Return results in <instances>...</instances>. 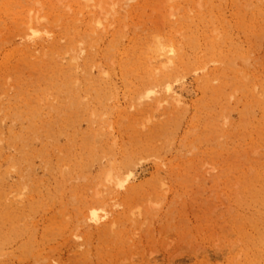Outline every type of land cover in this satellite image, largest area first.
Instances as JSON below:
<instances>
[{
  "label": "rangeland",
  "instance_id": "obj_1",
  "mask_svg": "<svg viewBox=\"0 0 264 264\" xmlns=\"http://www.w3.org/2000/svg\"><path fill=\"white\" fill-rule=\"evenodd\" d=\"M12 1L15 12L19 2L39 18L35 42L47 38L50 14L60 8L93 15L96 25L109 33L123 29L125 45L153 31L165 36L163 43L178 25L179 41L184 40L183 30L195 31L200 38L212 33V38H224L229 49L231 29L233 38L248 48L234 0H85L83 7L78 0ZM213 10L229 22L223 25L216 15L210 22ZM257 54L264 58V46ZM205 61L210 65L206 69H215L216 62ZM116 64L106 66L113 76L109 80L46 83L52 91L58 89L53 99L60 114L47 104L45 109V117L54 122L45 127L56 151L54 161H79L70 168L61 165L54 175L44 172L40 160L35 166L44 199L38 218L59 225L54 256L65 264H248L255 241H264V207L244 206L238 212L221 208L219 176L224 165L215 122L219 103L213 89L203 87V69L172 68L168 79L142 82L121 78ZM177 75L196 90L182 102L174 99L182 86ZM151 88L156 92L143 97ZM142 104L150 109L141 110ZM231 119L239 121V106ZM141 141L151 144L142 149ZM234 166L227 162L225 167ZM29 192L27 187L13 188L9 196L24 200ZM93 210L99 220L91 218ZM15 264L34 263L17 259Z\"/></svg>",
  "mask_w": 264,
  "mask_h": 264
},
{
  "label": "bare ground",
  "instance_id": "obj_2",
  "mask_svg": "<svg viewBox=\"0 0 264 264\" xmlns=\"http://www.w3.org/2000/svg\"><path fill=\"white\" fill-rule=\"evenodd\" d=\"M84 1L78 0L79 5L83 7ZM234 2L237 23L245 32L248 48L233 38L231 29L227 34L233 47L229 49L224 38H212V33L200 38L195 31L183 30L184 40L179 41L178 25L163 43L161 37L165 36L153 31L145 37L138 34L125 45L123 29L109 33L107 27L104 30L96 25L93 15H73L60 8L50 14L47 38L35 42L32 37L40 32L39 18L31 15L24 4L18 2L15 12L12 0H0V264H15L17 259L34 264H65L54 256L58 223L38 218L44 199L41 175L35 166L40 160L44 172L54 175L61 165L70 168L78 166L79 161H54L53 141L45 133V127L54 122L45 117V109L47 104L50 111L60 114L54 100L58 89L52 91L46 83L109 80L113 76H109L106 66L115 67L116 63L121 78L142 82L168 79L172 70L191 66L203 69V87L213 89L219 103L215 122L221 138L218 153L224 165L219 176L221 208L224 212H238L244 206L264 207V58L257 54L264 46V0ZM215 15L223 25L229 22L214 10L210 22ZM207 59L216 62L215 69H206L210 68ZM237 59L243 63L239 65ZM175 79L182 85L181 90H175V100L182 102L184 95L196 94L185 77L177 75ZM62 89L60 86L59 91ZM168 90L174 87L169 85ZM155 92L151 88L142 95L151 97ZM238 106L240 119L235 121L231 114ZM140 109L150 107L142 104ZM149 141L157 144L154 137ZM150 144L141 141L139 148ZM259 150L261 155H256ZM229 161L235 164L231 169L225 167L227 162L232 163ZM22 187L30 189L28 197L11 199V190ZM91 218L99 220L95 210ZM247 262L264 264V241H255Z\"/></svg>",
  "mask_w": 264,
  "mask_h": 264
}]
</instances>
